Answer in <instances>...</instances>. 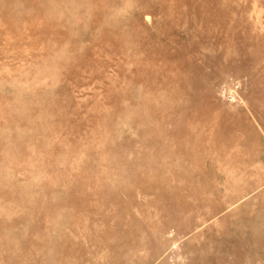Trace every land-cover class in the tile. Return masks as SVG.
<instances>
[{
    "label": "rangeland",
    "instance_id": "rangeland-1",
    "mask_svg": "<svg viewBox=\"0 0 264 264\" xmlns=\"http://www.w3.org/2000/svg\"><path fill=\"white\" fill-rule=\"evenodd\" d=\"M0 264H264V0H0Z\"/></svg>",
    "mask_w": 264,
    "mask_h": 264
}]
</instances>
